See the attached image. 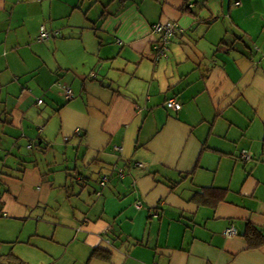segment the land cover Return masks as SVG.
Wrapping results in <instances>:
<instances>
[{
	"label": "crops",
	"instance_id": "crops-1",
	"mask_svg": "<svg viewBox=\"0 0 264 264\" xmlns=\"http://www.w3.org/2000/svg\"><path fill=\"white\" fill-rule=\"evenodd\" d=\"M0 217L24 264H264V0H0Z\"/></svg>",
	"mask_w": 264,
	"mask_h": 264
},
{
	"label": "built area",
	"instance_id": "built-area-1",
	"mask_svg": "<svg viewBox=\"0 0 264 264\" xmlns=\"http://www.w3.org/2000/svg\"><path fill=\"white\" fill-rule=\"evenodd\" d=\"M154 30L156 32H160L161 34H163V36L165 35L166 37L174 34L175 31L183 32V30L177 24H166V25L157 24L154 26ZM49 36H50L49 32L46 30V28L42 27L40 38L43 40V39L49 38ZM165 49L166 48L164 47L163 50L161 51V54H163L165 52ZM66 93H67L68 97H72L71 91L69 89H67ZM42 102H43L42 100H39V103H42ZM164 108L168 112V114H172V113H175V112L181 110L182 105L177 99L172 98V99H168L165 102ZM246 157L249 158L248 156H246ZM143 166H144L143 164H139L138 167H143ZM107 183H108V177L104 176V178H102V180H101V184H102V186H105ZM225 234L227 236H235L237 234V231L234 228H231V229H227Z\"/></svg>",
	"mask_w": 264,
	"mask_h": 264
},
{
	"label": "trees",
	"instance_id": "trees-1",
	"mask_svg": "<svg viewBox=\"0 0 264 264\" xmlns=\"http://www.w3.org/2000/svg\"><path fill=\"white\" fill-rule=\"evenodd\" d=\"M173 35L174 34H172V36ZM169 43H170V41H169ZM164 47L168 49V45L165 46L164 43L160 44V46L157 49L158 50V56H159L160 59L163 58V56H164L163 54H165V53L161 54V51L163 50ZM157 59H158V57H157ZM181 105H182V103H181ZM182 108H183V105H182ZM182 108H181V110H182ZM181 110H179V111H181ZM179 111H177V112H179ZM244 154L249 157L248 159H253V156L252 155H249L247 151H244ZM108 181H109V178H108ZM200 189H201L200 190L201 192H199L196 195H200L202 197V196H205V194H207V193H212L216 188H214V187H200ZM250 232H252L254 234L257 233V231H255L252 228H250ZM246 237H248V234H246ZM262 241H263V239L261 240V242ZM109 256L110 255H108V253H107V255H104L103 251L100 248H98V247L95 248L94 251H93V253H92V257H98V258H100V257L101 258H104L105 257L107 260H109ZM0 264H24V262L21 259H18L13 253H8L7 255L0 256Z\"/></svg>",
	"mask_w": 264,
	"mask_h": 264
},
{
	"label": "rangeland",
	"instance_id": "rangeland-1",
	"mask_svg": "<svg viewBox=\"0 0 264 264\" xmlns=\"http://www.w3.org/2000/svg\"><path fill=\"white\" fill-rule=\"evenodd\" d=\"M166 60V59H165ZM90 173H93L90 171ZM100 184V183H99ZM79 185H74L73 188H74V191L76 193L80 192L82 189H79ZM93 187V186H92ZM92 188H88L86 189V192L84 194L86 195H91L92 193ZM91 191V192H90ZM44 211V210H43ZM43 213V212H42ZM44 215V214H43ZM5 217H0V254L2 253H6L8 250H10V248L12 247V245L10 243H7L5 241H3L4 239L6 238H13L15 237L14 233L13 232H10V231H13L11 230L10 228V225L7 221H5ZM27 229H25V233H24V239L27 237V233H26ZM20 234V233H19ZM18 234V236H19ZM17 236V237H18ZM39 240V238H37ZM13 248V247H12ZM21 248V247H20ZM14 251H15V246H14Z\"/></svg>",
	"mask_w": 264,
	"mask_h": 264
}]
</instances>
